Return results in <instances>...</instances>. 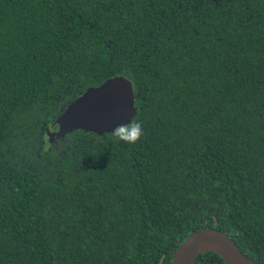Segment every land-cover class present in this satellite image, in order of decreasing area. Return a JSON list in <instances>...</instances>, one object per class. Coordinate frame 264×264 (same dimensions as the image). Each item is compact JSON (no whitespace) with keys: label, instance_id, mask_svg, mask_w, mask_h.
I'll return each mask as SVG.
<instances>
[{"label":"trees","instance_id":"1","mask_svg":"<svg viewBox=\"0 0 264 264\" xmlns=\"http://www.w3.org/2000/svg\"><path fill=\"white\" fill-rule=\"evenodd\" d=\"M120 76L137 144L52 134ZM205 229L264 264V0H0V264H172Z\"/></svg>","mask_w":264,"mask_h":264},{"label":"water","instance_id":"2","mask_svg":"<svg viewBox=\"0 0 264 264\" xmlns=\"http://www.w3.org/2000/svg\"><path fill=\"white\" fill-rule=\"evenodd\" d=\"M136 115L132 84L113 77L90 87L73 100L51 125L52 134L62 137L75 130L95 134L111 133ZM215 252L227 264H255L227 234L216 229L196 231L186 237L173 256L172 264H196L199 254Z\"/></svg>","mask_w":264,"mask_h":264},{"label":"clouds","instance_id":"3","mask_svg":"<svg viewBox=\"0 0 264 264\" xmlns=\"http://www.w3.org/2000/svg\"><path fill=\"white\" fill-rule=\"evenodd\" d=\"M116 143L125 145H135L144 136V128L142 123L133 118L129 123L122 124L111 132Z\"/></svg>","mask_w":264,"mask_h":264},{"label":"rangeland","instance_id":"4","mask_svg":"<svg viewBox=\"0 0 264 264\" xmlns=\"http://www.w3.org/2000/svg\"><path fill=\"white\" fill-rule=\"evenodd\" d=\"M49 138L52 139L53 138V135L52 134H49Z\"/></svg>","mask_w":264,"mask_h":264}]
</instances>
